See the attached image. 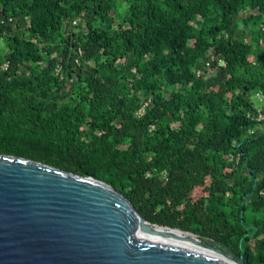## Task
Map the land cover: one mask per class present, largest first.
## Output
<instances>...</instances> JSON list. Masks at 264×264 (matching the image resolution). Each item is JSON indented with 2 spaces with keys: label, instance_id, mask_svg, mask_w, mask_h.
<instances>
[{
  "label": "trees",
  "instance_id": "1",
  "mask_svg": "<svg viewBox=\"0 0 264 264\" xmlns=\"http://www.w3.org/2000/svg\"><path fill=\"white\" fill-rule=\"evenodd\" d=\"M0 41V154L264 264V0H0Z\"/></svg>",
  "mask_w": 264,
  "mask_h": 264
},
{
  "label": "water",
  "instance_id": "2",
  "mask_svg": "<svg viewBox=\"0 0 264 264\" xmlns=\"http://www.w3.org/2000/svg\"><path fill=\"white\" fill-rule=\"evenodd\" d=\"M147 223L111 185L0 154V264L243 261L197 239L199 245L164 235L138 234L140 225L149 229Z\"/></svg>",
  "mask_w": 264,
  "mask_h": 264
},
{
  "label": "bare ground",
  "instance_id": "3",
  "mask_svg": "<svg viewBox=\"0 0 264 264\" xmlns=\"http://www.w3.org/2000/svg\"><path fill=\"white\" fill-rule=\"evenodd\" d=\"M146 227L140 225L138 228V234H157V235H164V236H168V237H172V238H176V239H180V240H184L190 243H194L199 245L195 240L194 237H192L190 234H186V233H182L170 228H164V227H159V226H152L150 224H145ZM206 248V247H205Z\"/></svg>",
  "mask_w": 264,
  "mask_h": 264
},
{
  "label": "built area",
  "instance_id": "4",
  "mask_svg": "<svg viewBox=\"0 0 264 264\" xmlns=\"http://www.w3.org/2000/svg\"><path fill=\"white\" fill-rule=\"evenodd\" d=\"M77 23H78L77 21L74 22V24H77ZM77 63H78V61H77ZM8 67H9V64H8V63H6V64L3 65V69H4V70H7ZM60 71H61V69L59 68V69L57 70V74H59ZM200 74H201V72H199V75H200ZM257 98L259 99L260 102H264V96H263V95H261V94L258 93V94H257ZM141 112H142V113L144 112V108L141 110ZM263 118H264V116H263L262 110L259 108V120L261 121V120H263ZM254 132H255V131H250V134H254ZM233 159H235V158L232 157V160H233ZM238 160H239V158H238Z\"/></svg>",
  "mask_w": 264,
  "mask_h": 264
},
{
  "label": "rangeland",
  "instance_id": "5",
  "mask_svg": "<svg viewBox=\"0 0 264 264\" xmlns=\"http://www.w3.org/2000/svg\"><path fill=\"white\" fill-rule=\"evenodd\" d=\"M80 22V20H78ZM4 48V42L3 41H0V51ZM254 101L256 103V105L260 106L261 104H263V102H260L259 99L257 97H254ZM190 234V233H188ZM192 237H194L195 239L201 241L197 236L193 235V234H190ZM202 246V245H200ZM203 247H206V246H203ZM207 248V247H206ZM237 263V262H236ZM237 264H240V263H237Z\"/></svg>",
  "mask_w": 264,
  "mask_h": 264
}]
</instances>
